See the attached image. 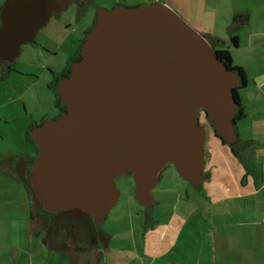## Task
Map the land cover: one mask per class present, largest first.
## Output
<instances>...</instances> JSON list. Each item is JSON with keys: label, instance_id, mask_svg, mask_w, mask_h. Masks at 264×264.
<instances>
[{"label": "water", "instance_id": "95a60500", "mask_svg": "<svg viewBox=\"0 0 264 264\" xmlns=\"http://www.w3.org/2000/svg\"><path fill=\"white\" fill-rule=\"evenodd\" d=\"M71 1L7 0L0 59L15 62ZM80 53L58 83L67 111L31 130L38 153L28 175L46 211L79 209L103 224L120 199L115 180L127 173L137 202L152 208L170 163L183 179L201 184L207 158L201 110L218 136L237 142L240 72L167 3L100 8Z\"/></svg>", "mask_w": 264, "mask_h": 264}, {"label": "crops", "instance_id": "0c3cea01", "mask_svg": "<svg viewBox=\"0 0 264 264\" xmlns=\"http://www.w3.org/2000/svg\"><path fill=\"white\" fill-rule=\"evenodd\" d=\"M215 1L217 10L228 9L225 21H232L230 37H237L238 43L232 42V51L215 28L203 34L221 40L219 47L231 52L234 65L243 69L247 83L237 89L244 114L236 120L237 153L217 137L212 127L207 130L210 141L209 148L205 146V179L201 183L207 201L199 216L200 228L187 226L192 211L182 214L167 206L158 214L167 216L168 226L155 228L152 216L153 222L143 234L146 244L134 245L129 252L115 244L118 242L112 241V234L105 230L102 242L95 248L61 250L47 237L32 240L33 235L43 234V228L32 215L31 187L23 180L31 207L25 206L24 214L12 219L21 221L23 229L19 231L29 239L23 245L9 243L11 250L0 259L11 264H264V0H238L224 5L220 3L224 0ZM9 146L12 154L4 162L14 174V162L8 160L27 154ZM28 153L27 158L32 157L31 150ZM16 177L21 179V175ZM181 245L183 254L176 255ZM190 251L198 254L192 256Z\"/></svg>", "mask_w": 264, "mask_h": 264}, {"label": "rangeland", "instance_id": "374dc122", "mask_svg": "<svg viewBox=\"0 0 264 264\" xmlns=\"http://www.w3.org/2000/svg\"><path fill=\"white\" fill-rule=\"evenodd\" d=\"M6 1L0 0V6ZM114 1L107 0L108 9L116 5ZM118 1L121 2L119 4L128 6L154 2L150 0ZM155 1L170 5L202 34L215 28L217 35L227 40L226 46H230V49L234 51L235 46L229 31L233 23L225 21V15H227L225 10L228 9L221 7L217 10L215 0L213 2L206 0ZM233 1L238 2V0H224L220 3L224 5ZM65 9L60 16L54 15L38 32L34 43H27L21 47L20 55L15 62L5 65L0 61V255L11 250L7 246L9 243L20 242L23 245L29 239L26 233L19 231L23 229L21 221L12 219L23 215L25 206L31 207L26 185L22 178L16 177L25 173L26 162L20 163L18 154L15 160L10 157L8 161L14 162V174H11V166L5 163L7 162L5 157L12 154L8 152L9 144L28 156L29 150L32 156L36 155L34 144L26 140L27 131L32 125L36 126L46 119L58 117L56 94L51 88L52 81L56 76L61 75L68 62L76 55L86 31L94 22V17L88 15L84 7L70 5ZM209 139L210 137L206 140L207 149ZM118 178L121 179L118 181L116 179L120 199L108 213L104 223L100 224V228L112 234V241L124 246L125 253L131 251L134 245L146 244L147 238L144 236V231L153 222L152 216L156 220L155 228L162 229L167 225V216L163 213L158 214L169 208L167 206L175 208L182 214L184 211H192V219L188 221L187 226L200 228L202 222L199 216L207 201L205 189L202 185H194L180 178L174 164H168L160 175L153 191L156 202L153 211L137 202L134 193L136 184L130 173ZM32 201L34 204L32 208L37 210L39 207L33 192ZM171 224L173 223L169 225ZM42 233L33 235V239L31 237L30 239L43 240L47 237L44 228ZM182 239L183 237L180 236L178 240ZM72 243L70 241V244ZM183 250L181 245L176 255H182ZM190 252L192 256L198 254V251ZM0 264L11 263L3 258L0 259Z\"/></svg>", "mask_w": 264, "mask_h": 264}, {"label": "trees", "instance_id": "16d2710c", "mask_svg": "<svg viewBox=\"0 0 264 264\" xmlns=\"http://www.w3.org/2000/svg\"><path fill=\"white\" fill-rule=\"evenodd\" d=\"M0 9H1V6H0ZM95 22L92 24V26L95 24ZM92 26H90V28H88V30L86 31L85 37L82 40L81 44L79 45L76 55L68 62L63 73H61V75L56 76L54 80L52 81L51 88L55 91V94H56V105L60 106L63 109V112L60 113L58 116H60L61 114L67 111V107L61 103L60 94L58 92V83L63 77L68 76L70 74L71 69H72V62L74 60H80L82 58L81 53H80V48L88 32L92 28ZM207 38L210 40L211 44L216 48V50L218 51L219 57L227 64V66L230 69H234L240 72L241 77H242V82L240 85L235 87V96L237 99L240 100L238 93H237V89L246 85L247 76L245 75L241 67L234 65L231 52L228 49L219 47V43L221 40L217 38H211L208 36ZM231 38H232V42H234L235 44L238 43L237 37L233 36ZM0 61L3 64L8 65V63L2 61L1 59ZM203 112L207 117L206 111L203 110ZM243 115L244 114L241 108L240 111L236 114L235 119L237 120ZM33 126L34 125H32L27 131L26 137L28 141L34 144L35 149H36V155H37L38 145L31 137V130ZM211 127L213 128L212 123H211ZM217 137L221 139L223 143L227 144L220 136L217 135ZM228 145L233 149V152L237 153L236 146L234 144H228ZM35 156L23 158V156L20 155L19 157L20 163L22 161L26 162V171L21 176V178L26 183L29 184V186L31 187V191L33 193L34 191L32 189L31 181H30L28 173H29V170L31 168V165H32V162ZM177 174L180 178H182L178 172ZM34 199L35 201H37L39 208L37 210L33 209L32 215L34 218L37 219L39 226L41 228H44L45 231L47 232V239L50 241V243L54 244L57 248L61 250H69V249L89 250V249L97 247L102 242L103 230L102 228H100V224H97L96 222H94L93 217L90 214H87L79 209L65 210V211H59V212H49L43 208V206L40 204L35 194H34ZM33 205L34 204L32 201V207ZM70 241H72L73 243L70 244Z\"/></svg>", "mask_w": 264, "mask_h": 264}, {"label": "flooded vegetation", "instance_id": "af4514ba", "mask_svg": "<svg viewBox=\"0 0 264 264\" xmlns=\"http://www.w3.org/2000/svg\"><path fill=\"white\" fill-rule=\"evenodd\" d=\"M150 1H155V0H150ZM111 2V1H110ZM114 5L116 4H119L121 3L120 1L118 0H115L114 2ZM70 5H76V6H79L80 8L84 7L85 8V11L88 12L91 17H94V22L96 21L97 19V14H98V10L102 7H105L107 8V0H72L70 2ZM66 10V9H65ZM63 12V10L60 12V13H55L51 16V18L56 15V16H60L61 13ZM50 18V20H51ZM93 22V23H94ZM36 40V39H35ZM35 42V41H34ZM33 42V43H34ZM76 61V60H74ZM73 61V62H74ZM72 62V64H73ZM63 73V72H62ZM57 112L60 114L63 112V109L60 107V106H57ZM199 121H200V124L203 125L205 127L206 130H209L211 128V123L210 121L208 120V118L206 117V115L204 114L203 110L200 111V115H199ZM206 146V144H205ZM171 164V163H170ZM168 166V165H167ZM166 166V167H167ZM129 174V173H127ZM124 175V174H123ZM121 176V175H120ZM119 177V176H118ZM116 178L117 181L118 179L121 180L120 178ZM160 178V177H159ZM159 180V179H158ZM116 181V180H115Z\"/></svg>", "mask_w": 264, "mask_h": 264}]
</instances>
